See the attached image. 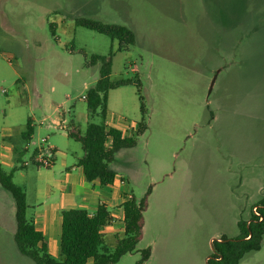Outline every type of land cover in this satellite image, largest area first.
<instances>
[{"label": "rangeland", "instance_id": "rangeland-1", "mask_svg": "<svg viewBox=\"0 0 264 264\" xmlns=\"http://www.w3.org/2000/svg\"><path fill=\"white\" fill-rule=\"evenodd\" d=\"M79 17L125 25L135 41L118 50ZM111 47V79L140 78L148 128L110 166L138 201L150 189L136 249L114 264H138L146 247V264H207L212 237L238 236L264 197V0H0V161L17 167L30 213L60 194L49 187L84 153L68 133L86 131L84 96L101 69L91 56ZM108 108V122L131 132L137 86L110 89ZM48 146L58 149L53 164H38ZM14 213L0 185V264H35L15 242ZM51 253L60 259L53 238ZM238 264H264V240Z\"/></svg>", "mask_w": 264, "mask_h": 264}, {"label": "trees", "instance_id": "trees-1", "mask_svg": "<svg viewBox=\"0 0 264 264\" xmlns=\"http://www.w3.org/2000/svg\"><path fill=\"white\" fill-rule=\"evenodd\" d=\"M76 25L84 26L103 33L112 39L119 40L118 50H125L135 41V34L129 27L107 23L101 20L79 17ZM53 29V28H52ZM114 49L111 47L108 54H93L90 63H101L100 75L96 83L90 87L84 96L87 102L88 117L86 131L80 133L74 128L68 134L80 141L84 153L77 163L82 166L87 180H98L101 185L113 184L118 172L110 166L116 154L122 149L133 148L137 144L139 134L148 128L147 107L144 95L141 92V81L136 78L111 79L112 60ZM135 84L140 99L141 119L131 132L108 122V94L110 89L123 85ZM95 116L99 121H91ZM33 134L31 120L27 128L21 132V137L30 139ZM16 159L19 160L25 149L15 146L13 148ZM41 150H37L40 152ZM54 162L57 149L47 148ZM3 168L0 161V185L10 195L15 206L14 213V239L19 250L32 258L35 264H114L120 258L136 249L143 232V211L147 205V195L139 201L132 195L123 202L124 217L123 230L115 234L114 244L107 243L102 227L113 220L110 208L100 203L96 209L88 210L82 207H70L61 211L60 252L57 259L48 249L42 230L37 228L28 216V200L26 189L14 182V172ZM256 211L252 209L251 215L238 221L239 235L230 238L222 235L212 240L213 251L207 259V264H238L240 260L251 251L261 249L264 240V197L255 204ZM151 249H141L138 264H146L150 258Z\"/></svg>", "mask_w": 264, "mask_h": 264}, {"label": "crops", "instance_id": "crops-1", "mask_svg": "<svg viewBox=\"0 0 264 264\" xmlns=\"http://www.w3.org/2000/svg\"><path fill=\"white\" fill-rule=\"evenodd\" d=\"M52 147L57 149L56 146ZM122 178H124L125 182L121 181ZM129 185V181L126 179L125 175L120 172H118L117 178L113 184L101 185L98 180H87L82 166L78 163L71 167L67 166V172L64 174L63 179L55 181V185L49 187L50 192H55L57 188L60 190V194L57 195L52 193L54 200L51 201L49 205L40 209L32 208L31 213L28 212V216L33 220L37 228L44 233L50 253L52 238L53 240L56 239V247L60 251L61 211L65 208L82 207L88 210H94L100 203H105L111 210L113 220L110 224L103 226L102 231L104 235H106V232L117 234L122 232L124 226L123 202L128 194L135 197ZM30 206L29 204L28 208H30ZM228 237L234 238L237 236ZM213 239L212 237V240Z\"/></svg>", "mask_w": 264, "mask_h": 264}, {"label": "built area", "instance_id": "built-area-1", "mask_svg": "<svg viewBox=\"0 0 264 264\" xmlns=\"http://www.w3.org/2000/svg\"><path fill=\"white\" fill-rule=\"evenodd\" d=\"M52 146H48L47 148H51ZM47 150V149H46ZM44 151V150H43ZM42 150L38 153L37 157H36V162L38 164L44 165V166H51L53 164L52 158L49 155H46ZM122 182H125L124 178H122L121 180ZM128 198L132 197L131 194H128L127 196ZM257 207H254V210L256 211ZM257 212V211H256Z\"/></svg>", "mask_w": 264, "mask_h": 264}, {"label": "water", "instance_id": "water-1", "mask_svg": "<svg viewBox=\"0 0 264 264\" xmlns=\"http://www.w3.org/2000/svg\"><path fill=\"white\" fill-rule=\"evenodd\" d=\"M212 248H213V245H212Z\"/></svg>", "mask_w": 264, "mask_h": 264}]
</instances>
